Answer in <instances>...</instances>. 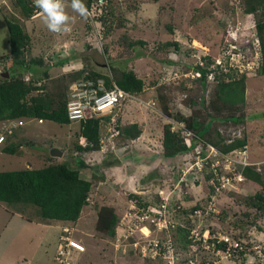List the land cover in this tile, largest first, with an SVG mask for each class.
Here are the masks:
<instances>
[{
  "label": "rangeland",
  "instance_id": "rangeland-1",
  "mask_svg": "<svg viewBox=\"0 0 264 264\" xmlns=\"http://www.w3.org/2000/svg\"><path fill=\"white\" fill-rule=\"evenodd\" d=\"M5 1L7 0H0V55L3 57L11 49L6 18L18 21L29 36L30 47L25 53L26 61L43 59V63L33 64L37 72L27 73L25 76L36 78L38 85L43 83L47 87L58 86L55 79L82 66L98 69L107 67V58L96 36H102L96 14L103 16L104 29L106 24L113 25V30L104 39L110 56H116L120 52L125 42L124 36L131 40H145L147 48L142 50V57L134 58L129 55L121 61V64L144 80V88L140 93L134 94L132 99L127 98L118 117L115 116L122 128L135 124L141 132L129 140L113 130L110 123L105 127L107 134L102 139L100 152L84 158L86 166L81 169V176L91 180L93 184L88 204L84 206L76 222H36L0 204V264H165L167 259L164 262L162 258L156 257L151 245V240L156 238L164 241L167 247V244L175 241L173 228H163V222L158 224V220L155 221L158 225L144 226L142 229H137V225L131 228L120 226L119 235L130 238V244L125 242L124 245H119L118 240L106 237L104 232L95 228L97 210L101 205L114 207L120 218L124 212L127 213L130 209L133 211L135 208L130 202L132 194L139 196L149 206L165 204L168 210L167 221H171L173 225L184 227L185 221L190 219L194 227L190 230L189 237H197L201 223H196V214L191 215L187 211L196 204L206 205L210 184L214 183L210 181L212 170L215 167L222 169L224 160L214 152L205 157V160H197L199 156H194L193 151L179 154L174 159L162 156V126L168 121L162 113L157 88L165 85V88L173 91L174 97L168 95L170 109L190 112V107L183 100L189 92L186 89L191 84L193 88L191 87L190 93L193 98L198 94L196 89L199 86L191 79L194 77L195 64H201L202 57L217 59L216 62L225 70L228 68L227 70L238 73V76H245V103L243 111H240L244 117L237 122L217 121L212 126L226 142L245 137L247 145L239 149L244 151V160L263 169L264 75L257 73L259 53L256 43L252 42L255 36L254 16L240 10L241 0H108L105 8L95 10V18L90 21L87 16L74 11L69 0H61L69 20L67 30L59 33L48 29L41 11H38L41 13L39 15L26 17L21 15L18 8L16 11L15 0L4 3ZM120 37L121 43L118 40ZM166 40L178 41L185 52L157 51V45ZM187 49L190 50L188 55ZM59 60L66 64L56 65ZM3 62L10 64L7 58H3ZM15 68L18 72L23 69L26 71L21 66ZM44 70L48 73L47 77L42 74ZM2 71L3 65L0 66V74ZM211 76L206 79V90L201 92L204 93L205 100L211 97L213 91ZM115 113L117 112H113ZM23 121L21 126L16 124L11 136L13 143L20 142L22 152L15 155L0 149V171L38 169L52 161H63L75 166L77 156L74 145L77 142L79 121L58 124L43 120L38 123L37 119L31 117ZM8 129L14 131L7 126L6 130ZM82 141L83 138L80 139ZM52 148L61 151V155L55 157V160L50 159ZM106 157L116 158V163L106 166ZM187 170L190 171L185 176ZM173 171L179 176L176 181L171 180ZM93 172L102 173L104 179L95 180ZM225 172L223 169L214 176L220 180ZM243 178L235 186L227 184L215 187L211 208L221 210L226 215L221 214L217 219L213 214L208 222L222 233L229 231V234L235 235L238 231L233 227L240 226L238 228L244 233L242 238L251 241L256 251L248 253L239 261L223 259L221 264H264V215L245 202L248 196L261 191V186L244 176ZM183 210H186L185 214L182 213ZM250 220L255 224L251 225ZM124 223L131 224L128 220ZM257 226L263 229L259 230ZM160 227L163 229H159ZM66 228L69 231L65 232ZM123 230L127 233L122 232ZM229 234L226 235L231 236ZM63 236L82 244L83 250L70 248ZM198 247V244L190 245L188 251L182 253L178 245L177 250L174 249V256L176 259L180 258L178 264H187L191 254L198 257L201 254L196 249Z\"/></svg>",
  "mask_w": 264,
  "mask_h": 264
},
{
  "label": "trees",
  "instance_id": "trees-1",
  "mask_svg": "<svg viewBox=\"0 0 264 264\" xmlns=\"http://www.w3.org/2000/svg\"><path fill=\"white\" fill-rule=\"evenodd\" d=\"M69 1L72 2V0ZM91 1L81 0L86 7H90ZM15 5L21 15L26 17H31L34 9L37 8L33 0H15ZM240 10L243 13L254 16L255 36L252 38V42L257 41L255 46H257L259 53L257 73L264 75V0H241ZM97 20L102 31L101 38L97 37V39L100 41L104 55L107 58V67L98 69L96 67L87 68L82 66L80 69L69 70L55 79L58 86L47 87L43 83L38 85L36 78H25L27 73L37 72L33 64L43 63V59L35 58L26 61L25 53L30 47L29 36L18 21L6 18L11 49L3 57L0 55V66L3 65L4 67L3 74H0V125L9 124L13 120L23 121L25 118L30 117L50 120L58 124H68L71 121L67 115L68 102L70 93H72L74 88H77V90L95 88L98 93H101L102 90L98 87L100 82L105 88H111L116 85L131 93V95L140 93L143 90L144 80L137 77L132 69L121 64V61L125 57H129V55L134 58L142 57L144 52L143 54L141 52L147 48V42L142 39L131 40L124 36L125 42L120 52L116 56H110L107 50L108 44L105 43L104 39L113 30V25L111 23L106 24L104 29L103 16H98ZM120 23L122 24V22ZM118 40L121 43L122 37L118 38ZM161 49L175 53L185 52V50L180 48L178 41L175 40L160 42L156 50L159 51ZM189 51V49L186 50L187 55ZM3 58H7L10 64L6 65L3 62ZM202 59L203 63L201 65L196 63L194 67L195 71L199 72L200 75H194L193 79H191V81H195L194 84L196 86H199L196 89L198 94L194 98L191 95L192 84L189 89L185 88L186 92H189L185 96L183 103L188 108L190 107V112L184 113L180 110L173 111L170 109L168 95L174 97L173 91L165 88V85H159L157 88V97L162 102V113L168 121L162 126L161 137V154L166 159H174L179 154L193 151L194 156H199L205 160L211 146L223 154H233L236 150L247 145L245 137L235 138L226 142L220 132L212 126L217 121L237 122L244 117L240 111H243L242 108L245 103V76L243 74L238 76V73H233V71L227 70L228 68L225 70L222 65H214V60L209 56L202 57ZM66 61L68 62V58H66ZM63 64H66L63 60H59L56 63V65ZM16 65L26 68V71L23 69L18 72L15 68L18 67ZM188 67L186 66V68ZM5 73L8 76H5ZM42 74L45 77L48 76L46 70ZM208 76L213 77L211 80H213L214 86L211 97L205 100L204 93L201 92L206 90L207 85L205 82ZM185 85L183 84L184 87H186ZM112 118V115H102L98 117L89 116L78 120L77 142L74 145L77 156L75 166L63 161H52L38 169L0 171V204L13 212L22 214L28 220L36 222L47 224H72L76 222L84 206L88 204V196L93 184L91 180L81 176V169L86 166L84 158L86 155L100 152L102 139L107 134L105 127L110 123L109 126H112L113 130L115 129L118 134H123L129 140L134 139L141 132L135 124L122 128L118 118L114 117V120ZM11 128L14 131L11 134L7 133V138L1 149L7 153L20 155L22 152L21 144L20 142L13 143V138L11 137L15 132L16 126L14 128L11 126ZM186 132H189V134L186 135ZM9 138L10 140L8 141ZM81 138H83L84 142H80ZM50 159L55 160V157L50 156ZM116 160V158L110 159L106 157V166L114 165ZM236 170L240 171L246 179L261 186V191L248 196L245 202L264 215V166L260 170L253 164H237ZM189 171L187 170L184 175L186 176ZM182 173L183 171L180 176ZM156 175L158 176L159 173ZM211 175L213 176V173ZM92 177L95 180L104 179L102 173L96 174V172H93ZM178 177L176 171L175 173L173 171L171 180L176 181ZM195 182L198 183V181ZM213 191L214 186L210 184L206 205L196 204L187 213L190 211L192 215L199 211L195 215L198 217L196 223H201L198 227L199 234L209 230L214 237L209 239L208 242H214L216 249L225 250L227 243L223 240H218V235L222 232H220L219 228L214 229L208 222L212 219L213 214H215L217 219L220 218L221 214L226 215L221 210L216 212L207 209ZM130 200H134L139 207L148 208L150 205L147 202H143L136 194H132ZM161 204H157V206L161 207ZM185 212L186 210H183L182 213L185 214ZM119 221L120 217L114 207L104 204L97 210L95 228L102 231V233L104 232L106 237L114 239ZM185 223L186 226L184 227L176 226L177 224H174L173 227L174 247L177 249L179 245L182 253L188 251V246L192 244L189 233L194 227L193 223L191 225L190 219H187ZM249 223L251 225L255 224L253 220H250ZM238 227L240 226L233 227L235 231H238L237 235L229 234V231L222 233L231 235L230 237L239 245L235 248L238 255L233 253L234 258L229 260L239 261L248 253L256 251L255 245L251 241L242 238L244 233ZM257 228L259 230L263 229L261 226H257ZM200 253L198 257L192 256V254L190 256L194 260L199 259L200 262H197V264H205L206 261L212 264V260L216 258L214 254L208 251H200Z\"/></svg>",
  "mask_w": 264,
  "mask_h": 264
},
{
  "label": "built area",
  "instance_id": "built-area-1",
  "mask_svg": "<svg viewBox=\"0 0 264 264\" xmlns=\"http://www.w3.org/2000/svg\"><path fill=\"white\" fill-rule=\"evenodd\" d=\"M34 1V0H33ZM108 0H92L90 7H85L87 9V19L90 21V19L95 18V10H102L107 5ZM39 9V8H38ZM98 17L99 15L96 14ZM101 28V27H100ZM100 34L102 35V31L100 30ZM99 38V35H97ZM101 38V37H100ZM198 75V74H197ZM84 85V84H83ZM98 87L102 90L101 93H98L95 88L91 89H83V90H77V88H74L72 93H70V100L68 102V109H67V115L69 120H81L83 118L89 117V116H102V115H112V120L114 117L118 114L113 112H117L120 110L122 103L127 98H133V95L131 93L121 89L120 87L114 85L111 88H105L102 86V83L99 82ZM38 122L41 123L42 119H38ZM23 125L24 122L22 120H18L16 122H11L9 124L4 123L0 125V148L3 145L4 141L6 140L7 133L10 134L12 131L10 129L6 130L7 126L11 128V126ZM186 135L189 134V132L185 133ZM215 153L222 157V160H224V166L221 169L220 167H215L212 170L213 176L210 178V181H213L214 189L215 187L219 188L221 186H225L229 184V186H235L236 183L241 182L244 178L240 171L236 170V165H249L250 163L246 160H244V151L243 150H236L233 154H223L216 150L214 147H210L208 155ZM208 157V156H206ZM198 158V156H197ZM197 160H203V158L199 157ZM227 165L229 169L227 170ZM226 168V169H225ZM225 170L226 172L222 174L220 177V180H217L215 176L221 173L222 170ZM215 175V176H214ZM212 184V183H211ZM214 202V198H212ZM132 204L134 205L133 208H135L133 211H127V213H123V215L120 218V221L117 225L115 240L120 245H124L125 242H128L130 244L128 239V236H120V232L118 228L120 226L122 227H134V225H137V229H142L144 226H154L156 222H163L162 224L163 228H173L174 225L171 224V221H167L166 213L168 210L166 209L165 204H161V207L156 206H148V208L139 207L134 200H130ZM212 201H209L207 209L215 211L216 209L211 208ZM132 208V209H133ZM218 212V210L216 211ZM196 214L199 213V211L195 212ZM130 221L131 224L127 225L124 223V221ZM156 221V222H155ZM156 224V225H158ZM169 224V225H168ZM160 227L159 229H163ZM69 231L67 228L65 229ZM122 232H126V230H123ZM152 236V235H150ZM214 235H212L209 230H205L202 234H197V237H194L193 235L190 237L192 240V246L195 244H198V248L200 251L209 252L214 254L216 256L215 259L212 260V264H221L223 259H231L233 257V253H236L235 248H237L239 245L234 239H232L230 236H227L226 234H219L218 240H223L227 243V247L225 250L216 249L214 246V242H208L209 239L213 238ZM63 238L67 241V244L70 248H73L75 250H83V245L79 242L70 239L67 236H63ZM62 241V239H61ZM62 245V243H61ZM151 245L154 247L153 249L156 252V257L162 258L165 262V264H177V261L179 259H176L174 255V249L177 250L174 247V242H170L167 244L169 247L166 246V243L163 241L157 240H151ZM68 247V249H69ZM132 251L133 248H131ZM135 252V251H134ZM238 255V254H237ZM168 261V262H167ZM187 264H194L197 262H200L199 260H194L192 258L187 259ZM68 264V263H67ZM205 264H210L209 261H206Z\"/></svg>",
  "mask_w": 264,
  "mask_h": 264
},
{
  "label": "clouds",
  "instance_id": "clouds-1",
  "mask_svg": "<svg viewBox=\"0 0 264 264\" xmlns=\"http://www.w3.org/2000/svg\"><path fill=\"white\" fill-rule=\"evenodd\" d=\"M34 4H35V6L37 8L34 9V13H33L32 16H35L36 14L39 15V14L42 13V18L44 20V23L46 24V26L48 27V29L50 31L59 33L61 31H66L67 30L66 24H67V22L69 20V17L64 12L61 0H34ZM85 7L86 6H84V4L81 2V0H72V8H73V10L78 12V13H80V15H82V16H86L87 15V9ZM38 11H41V13H38ZM256 42L257 41H254V43H256ZM239 45H241V44H239ZM239 45L237 47H240ZM216 60H214V65H221L220 63H217ZM197 74L200 75L199 72L195 71L193 75H197ZM133 97H134V95H133ZM124 101H123V103H124ZM123 103H122V105H123ZM37 121H38V119H37ZM12 122H16V120H13ZM53 157H57V156H53ZM131 253H132V251H131Z\"/></svg>",
  "mask_w": 264,
  "mask_h": 264
},
{
  "label": "water",
  "instance_id": "water-1",
  "mask_svg": "<svg viewBox=\"0 0 264 264\" xmlns=\"http://www.w3.org/2000/svg\"><path fill=\"white\" fill-rule=\"evenodd\" d=\"M5 76H8V74L6 73ZM51 156H59L61 155V151L57 148H52L50 150V153H49Z\"/></svg>",
  "mask_w": 264,
  "mask_h": 264
},
{
  "label": "crops",
  "instance_id": "crops-1",
  "mask_svg": "<svg viewBox=\"0 0 264 264\" xmlns=\"http://www.w3.org/2000/svg\"><path fill=\"white\" fill-rule=\"evenodd\" d=\"M8 1V0H7ZM7 1H5L4 3H6ZM71 2V1H70ZM72 3V2H71ZM83 3V2H82ZM15 9L17 11V7L15 6ZM106 67V66H105ZM122 107V106H121ZM121 109V108H120ZM120 110L117 111V113H119ZM117 117H118V114H117Z\"/></svg>",
  "mask_w": 264,
  "mask_h": 264
}]
</instances>
